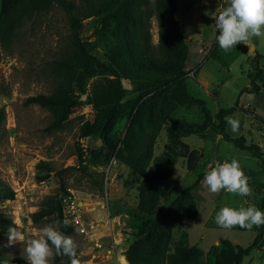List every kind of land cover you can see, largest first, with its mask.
<instances>
[{
	"label": "rangeland",
	"instance_id": "rangeland-1",
	"mask_svg": "<svg viewBox=\"0 0 264 264\" xmlns=\"http://www.w3.org/2000/svg\"><path fill=\"white\" fill-rule=\"evenodd\" d=\"M227 3L228 0H176L175 18L188 45L187 72L195 73L193 77L188 74L186 85L189 94L203 101L213 118L219 109L229 108L238 102L242 111L231 115L239 121L238 131L233 133L227 124L226 132L232 137L243 136L247 144L258 145L264 156V35L251 37V42L245 44L248 49L253 46L255 54L262 56L256 62L253 55L248 54V49L246 53L235 48L227 52L222 50L216 40L215 16L221 10L220 6ZM100 27L99 18L85 20L80 36L92 54L105 61L106 38ZM149 33L151 44L156 46L158 37L154 18L149 19ZM67 46V18L57 6L26 20L13 37L0 41V110L4 114L0 123V191L9 190L14 195L11 200L0 198V220L13 225L23 237L9 245L8 230L0 229V255L6 259L20 258L28 264L24 252L26 241L43 235V229L55 222L52 216L34 222L32 215L55 199L62 180L65 191H73L86 204L101 209L100 199L105 200L106 214L103 211L95 214L100 226L94 240L83 239L75 232L71 235L77 246V264H112L113 258L117 264H127L124 252L135 241L139 226L134 218L138 202L136 178L126 166L109 156L98 138L82 140L78 136L79 126L91 120L94 111L108 103H86L91 85L104 80L106 75L96 74L89 78L85 94L76 92L80 104L60 131L47 130L51 121L49 111L34 104H25L30 97L49 95L53 91L59 81L55 62ZM256 65L262 71L257 82L258 94L241 93L250 88L249 75ZM123 85L130 92L138 90L134 83L124 81ZM201 113L197 104L177 109L160 131L153 156H161L165 146L173 149L171 153L179 151L177 141L166 135L167 125L177 120L200 124L203 119ZM213 118L203 134H190L181 139L190 150L202 155L195 170L188 171L186 159L175 157L172 175L159 183L171 193L167 201L160 203L163 210L200 173L206 174L217 163L233 159L239 161L249 178L251 195L240 196L226 190L212 193L204 186L203 177L193 191L198 203L197 216L187 222H179L172 234L173 240L186 237L189 246L202 250L208 264L215 263L214 253L224 242L245 248L252 243L259 228L233 226L225 229L219 226L215 216L220 208L255 205L264 211L261 207L264 172L258 160L224 141ZM126 125L124 117L117 126L118 136L122 135ZM78 149L83 153L85 168L78 165ZM40 163H46L49 169L41 168ZM44 176L45 180L38 181ZM111 241H114L115 249L108 253ZM95 242L100 247H96ZM54 251L53 247V255ZM53 255L49 264H67L68 255L57 263H54ZM241 264H264V234L258 248Z\"/></svg>",
	"mask_w": 264,
	"mask_h": 264
},
{
	"label": "trees",
	"instance_id": "trees-1",
	"mask_svg": "<svg viewBox=\"0 0 264 264\" xmlns=\"http://www.w3.org/2000/svg\"><path fill=\"white\" fill-rule=\"evenodd\" d=\"M54 6L66 15L68 27L67 49L55 62L59 81L49 95L30 97L25 104H34L49 111L51 121L47 130L60 131L80 104L76 92L85 94L86 81L96 74H105L104 80L91 85L86 103H108L96 109L92 119L79 126L78 136L82 140L98 138L110 153L109 156L126 166L136 178L138 202L134 218L139 226L135 241L124 252L127 264H208L204 252L189 246L186 237L184 240H173L172 235L179 222H187L197 216L198 203L193 191L205 173H200L163 210L160 209V203L167 201L171 193L160 187L159 183L172 175L175 157L186 159L190 172L195 170L202 157L201 154L197 155V151L190 150L181 139L190 134H203L213 118L203 101L188 92V45L175 18L176 0H153L152 3L150 0H1L0 41L13 37L22 23L37 14L49 12ZM91 18L100 19V32L106 38L105 61L93 55L80 36L83 22ZM150 18L156 22V46L151 44ZM235 49L246 53L248 47L241 43ZM259 58L262 56L255 54L254 62ZM261 75L262 71L256 65L249 75L250 88L241 93L257 95V82ZM124 81L136 84L138 90L130 92L124 87ZM191 104L200 106L202 122L177 120L167 125L166 135L177 141L179 151L171 153L173 149L165 146V152L154 157L156 140L169 117L180 107ZM238 111L242 109L236 102L234 106L215 113L218 133L224 141L256 158L264 172V156L260 147L247 144L243 136L232 137L226 132L225 118ZM124 117L127 125L122 135L118 136L117 126ZM3 119L4 114L0 110V123ZM77 161L80 168H85L80 149L77 150ZM39 166L49 169L46 163ZM45 178L40 177L38 181ZM59 184L60 192L55 199L32 215L34 222L51 216L55 222L65 221L60 204V195L65 193V186L62 180ZM0 192V198L11 200L14 197L12 191ZM261 207L264 210V198ZM11 226L14 227L0 220L1 230H8ZM60 230L69 236L74 232L71 226L62 223ZM263 234L264 225H260L256 237L245 248L224 242L214 253V264H241L258 248ZM64 256L66 254L55 250L54 263ZM0 259L9 260V264H25L20 258L6 259L0 255ZM73 259L76 260V256L69 257L67 264H72Z\"/></svg>",
	"mask_w": 264,
	"mask_h": 264
},
{
	"label": "clouds",
	"instance_id": "clouds-1",
	"mask_svg": "<svg viewBox=\"0 0 264 264\" xmlns=\"http://www.w3.org/2000/svg\"><path fill=\"white\" fill-rule=\"evenodd\" d=\"M220 11L215 16L216 36L219 47L225 52L230 51L238 44L250 43L251 37L264 35V0H228L226 6L221 5ZM233 133L238 131L239 121L229 116L225 118ZM248 177L245 175L238 160L217 163L204 176V186L212 193L221 190L249 196L252 188L249 186ZM216 223L230 229L233 226L251 229L253 226L264 225V211L255 205L247 207L224 206L215 216ZM61 223L66 226L68 221H56L48 224L43 229V235L26 241L24 252L28 264H49L53 255V247L57 253L62 252L69 257H75L77 246L71 236L60 230ZM9 245L23 237L14 227H9L7 232ZM0 264H9V260L0 259ZM72 264H77L73 259Z\"/></svg>",
	"mask_w": 264,
	"mask_h": 264
},
{
	"label": "built area",
	"instance_id": "built-area-1",
	"mask_svg": "<svg viewBox=\"0 0 264 264\" xmlns=\"http://www.w3.org/2000/svg\"><path fill=\"white\" fill-rule=\"evenodd\" d=\"M194 72H189V75L194 76ZM102 205L101 209L97 206L86 204L84 201L79 200L75 193L71 190H66L65 193L60 195V204L62 213L68 225L71 226L77 235L83 239H89L93 241L97 232L99 231V223L95 220L97 211H106L104 198L100 199ZM105 213V212H104ZM106 214V213H105ZM99 216V215H98ZM114 241H111L110 249L108 253L115 249ZM96 247H100V244L95 242ZM112 264H117L116 258L112 259Z\"/></svg>",
	"mask_w": 264,
	"mask_h": 264
},
{
	"label": "water",
	"instance_id": "water-1",
	"mask_svg": "<svg viewBox=\"0 0 264 264\" xmlns=\"http://www.w3.org/2000/svg\"><path fill=\"white\" fill-rule=\"evenodd\" d=\"M248 54L250 55H255V52H254V47L253 46H250L249 49H248Z\"/></svg>",
	"mask_w": 264,
	"mask_h": 264
},
{
	"label": "crops",
	"instance_id": "crops-1",
	"mask_svg": "<svg viewBox=\"0 0 264 264\" xmlns=\"http://www.w3.org/2000/svg\"><path fill=\"white\" fill-rule=\"evenodd\" d=\"M177 19V18H176ZM178 20V19H177ZM179 22V21H178ZM179 25H180V23H179ZM202 173H204V172H202Z\"/></svg>",
	"mask_w": 264,
	"mask_h": 264
}]
</instances>
